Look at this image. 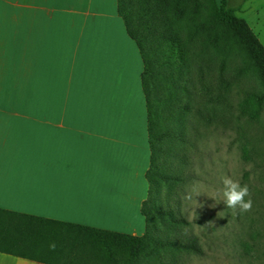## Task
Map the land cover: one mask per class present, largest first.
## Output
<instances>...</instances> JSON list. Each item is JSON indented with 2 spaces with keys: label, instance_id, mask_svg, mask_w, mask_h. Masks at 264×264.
<instances>
[{
  "label": "crops",
  "instance_id": "1",
  "mask_svg": "<svg viewBox=\"0 0 264 264\" xmlns=\"http://www.w3.org/2000/svg\"><path fill=\"white\" fill-rule=\"evenodd\" d=\"M144 70L118 0H0V208L144 235Z\"/></svg>",
  "mask_w": 264,
  "mask_h": 264
},
{
  "label": "trees",
  "instance_id": "2",
  "mask_svg": "<svg viewBox=\"0 0 264 264\" xmlns=\"http://www.w3.org/2000/svg\"><path fill=\"white\" fill-rule=\"evenodd\" d=\"M246 1L118 0L119 16L145 64L142 83L151 164L146 174L149 194L141 211L147 231L133 236L0 208V230L4 235H0V252L46 264H139L157 249L163 255L152 264H178L182 254L203 253L197 237L189 239L183 234L182 228L189 222L179 215L177 188L192 178L193 156L204 139L201 128L220 126L223 116L217 113L221 96L213 101L206 96L210 85L205 82L211 78L197 60H218L226 54L232 37L264 58L257 36L246 20L237 16ZM179 11L183 14L178 15ZM211 46L216 48V55L210 51ZM181 68L186 70V78L180 77ZM218 80L220 91L223 74ZM246 100L256 111L261 108L260 96L246 94ZM182 111H186L184 119ZM160 184L167 190L162 209L155 204ZM158 218L163 228L157 227ZM52 242L56 244L54 251L49 250Z\"/></svg>",
  "mask_w": 264,
  "mask_h": 264
},
{
  "label": "rangeland",
  "instance_id": "3",
  "mask_svg": "<svg viewBox=\"0 0 264 264\" xmlns=\"http://www.w3.org/2000/svg\"><path fill=\"white\" fill-rule=\"evenodd\" d=\"M182 14L179 11L178 15ZM197 14L200 16V11ZM237 16L246 20L264 48V0H247ZM209 49L217 54L214 46ZM207 61L197 60L211 78L205 82L210 85L206 96L212 101L221 96L217 113L223 117L220 126L201 128L204 139L193 156L192 178L177 188L179 215L189 222L182 228L183 234L189 239L197 237L203 251L200 255H180L178 264H264V58L249 52L232 37L224 56ZM181 70L180 77L186 78V70ZM220 74L224 81L218 91ZM250 93L262 98L258 111L247 103L246 94ZM185 115L186 111H182L183 119ZM225 175L249 186L253 200L250 212L233 214L221 201L217 193ZM193 188L201 195L184 199ZM166 194L160 184L155 198L159 209L166 205ZM157 227L163 228L159 218ZM0 235L4 236L1 230ZM162 255V250L151 251L139 264H152Z\"/></svg>",
  "mask_w": 264,
  "mask_h": 264
},
{
  "label": "clouds",
  "instance_id": "4",
  "mask_svg": "<svg viewBox=\"0 0 264 264\" xmlns=\"http://www.w3.org/2000/svg\"><path fill=\"white\" fill-rule=\"evenodd\" d=\"M222 188L218 191L221 201L226 205L227 209L232 210L233 214L243 215L252 210L253 200L252 193L247 184H241L239 180L231 175H225L221 178ZM201 195L199 191L193 188L184 195V199L192 200L196 196ZM221 201H216L219 203ZM213 222H208L211 224ZM56 248L55 242L49 244V250L54 251Z\"/></svg>",
  "mask_w": 264,
  "mask_h": 264
}]
</instances>
